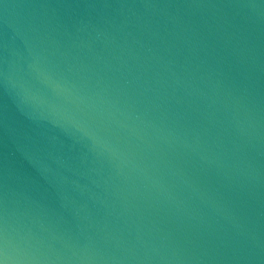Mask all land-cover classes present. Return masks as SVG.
Returning a JSON list of instances; mask_svg holds the SVG:
<instances>
[{
	"label": "water",
	"instance_id": "obj_1",
	"mask_svg": "<svg viewBox=\"0 0 264 264\" xmlns=\"http://www.w3.org/2000/svg\"><path fill=\"white\" fill-rule=\"evenodd\" d=\"M0 258L264 264V0H0Z\"/></svg>",
	"mask_w": 264,
	"mask_h": 264
},
{
	"label": "clouds",
	"instance_id": "obj_2",
	"mask_svg": "<svg viewBox=\"0 0 264 264\" xmlns=\"http://www.w3.org/2000/svg\"><path fill=\"white\" fill-rule=\"evenodd\" d=\"M0 264H7L6 259H4V258L0 259Z\"/></svg>",
	"mask_w": 264,
	"mask_h": 264
},
{
	"label": "snow or ice",
	"instance_id": "obj_3",
	"mask_svg": "<svg viewBox=\"0 0 264 264\" xmlns=\"http://www.w3.org/2000/svg\"><path fill=\"white\" fill-rule=\"evenodd\" d=\"M0 259H2V258H0Z\"/></svg>",
	"mask_w": 264,
	"mask_h": 264
}]
</instances>
